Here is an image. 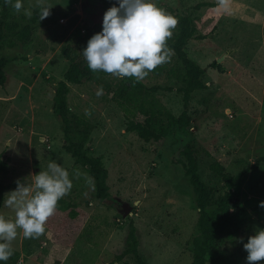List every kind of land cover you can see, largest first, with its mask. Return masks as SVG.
Segmentation results:
<instances>
[{
  "label": "rangeland",
  "instance_id": "obj_1",
  "mask_svg": "<svg viewBox=\"0 0 264 264\" xmlns=\"http://www.w3.org/2000/svg\"><path fill=\"white\" fill-rule=\"evenodd\" d=\"M103 2L117 0H47L50 15L39 20L35 0L32 17L5 7L0 58L5 81L0 86V214L14 218L4 206L16 181L31 184L39 171L55 161L69 172L73 187L63 197L76 215L57 210L38 239L22 231L12 242L13 255L0 264H134L116 260L132 229L143 264H190V239L195 234L197 208L180 162L191 148L197 173L209 189L207 209L217 215L216 202L225 187L209 169L218 163L234 179L231 212L245 210L233 242L220 239L206 254V264H247L243 243L264 228V0H153L171 14L187 16L202 40H189L187 57L204 70V88L194 91L186 109L187 125L178 134L143 142L126 132L122 112L106 94L97 96L91 72L82 56L91 28L101 23ZM1 21V22H2ZM23 28L27 34L19 37ZM218 60L222 73L210 67ZM77 67V82L63 74ZM216 64V63H215ZM156 86L153 96L172 116L182 111L179 84L170 76L146 78ZM66 88L70 113L84 116L90 133L78 137L88 154L101 160L106 172V197L94 198L82 168L63 149L61 122L52 112L58 85ZM90 115H85V110ZM85 174V173H84ZM123 210L127 214L123 215ZM2 242V241H0ZM264 264V261L259 262Z\"/></svg>",
  "mask_w": 264,
  "mask_h": 264
},
{
  "label": "trees",
  "instance_id": "obj_2",
  "mask_svg": "<svg viewBox=\"0 0 264 264\" xmlns=\"http://www.w3.org/2000/svg\"><path fill=\"white\" fill-rule=\"evenodd\" d=\"M118 6L110 2H103V11L101 23L91 28L93 33L102 30V19L104 12L111 6ZM1 16L6 17L4 0H0ZM178 19V25L173 31L172 38L168 41V46L173 50L170 62L158 66L146 78L159 79L164 76L172 77L178 84L177 91L181 93L182 111L178 117L172 116L163 108L153 96L157 90L156 86L147 87L143 80L136 82L132 78L117 79L109 74L99 72L91 76L92 82L99 89L103 88V93L110 97L114 105L122 112L125 119L126 132L134 133L143 142L159 141L167 135L178 134V128L187 125L186 109L190 95L197 90L204 88L202 77L204 70L194 64L185 53V46L189 40H202L204 37L197 34L194 24L187 16L172 14ZM2 21V20H1ZM1 26L14 29V26L4 24ZM27 28H23L21 33H16L20 38L27 34ZM1 33V31H0ZM1 38V34H0ZM5 61L0 58V86L5 81L3 73ZM210 67L218 73H222L221 67L215 62ZM145 78V79H146ZM63 79L70 84L77 82V67L70 64L63 74ZM52 112L61 122V131L64 137L65 145L63 149L73 159L75 165L82 168L85 174L90 176L94 184V198L98 201L106 197V172L102 166L101 160L88 154L78 141V137H86L92 126L84 117L69 112L66 101V88L63 84L57 86L52 97ZM191 148L185 156V161L180 162L184 175L188 178V183L192 189L195 206L197 208V219L195 223V234L191 237L190 264H206V254L212 249L214 244L220 239L227 242H233V235L238 232L246 215L245 210L231 212V203L233 194L231 184L234 179L224 173L218 163H213L209 169L217 174L223 181L225 187L224 193L217 198V215L213 217L207 209L209 200V189L202 183L197 173L196 159L191 152ZM259 161L264 162V158ZM2 189L0 186V202L2 200ZM260 205V204H259ZM259 205L251 208L252 212H261L264 216V208ZM63 198L58 202L57 210L66 211L67 218H73L76 215L73 207ZM130 257L134 264H143L136 250V239L134 232L130 229L125 237L123 250L116 256V260L123 257Z\"/></svg>",
  "mask_w": 264,
  "mask_h": 264
},
{
  "label": "clouds",
  "instance_id": "obj_3",
  "mask_svg": "<svg viewBox=\"0 0 264 264\" xmlns=\"http://www.w3.org/2000/svg\"><path fill=\"white\" fill-rule=\"evenodd\" d=\"M118 6L109 7L103 14L102 30L93 34L81 51L88 69L93 73L103 72L117 79L132 78L140 82L158 66L170 62L173 50L168 41L178 25V19L153 0H117ZM5 5L32 17V6L24 7L23 0H4ZM223 5L226 0H220ZM39 8V20L50 15L52 6L47 0H35ZM103 94V88L96 95ZM85 110V115H90ZM84 176L86 183L94 187L87 174L75 170L74 178ZM32 183L16 181V188L6 194L4 206L14 212L13 219L0 214V261L13 255L12 242L22 231L25 239H38L45 233V225L57 211L58 202L67 196L73 187L69 172L50 161L46 170L39 171ZM264 208V202H260ZM247 252V264L264 261V228L255 230L243 243Z\"/></svg>",
  "mask_w": 264,
  "mask_h": 264
},
{
  "label": "water",
  "instance_id": "obj_4",
  "mask_svg": "<svg viewBox=\"0 0 264 264\" xmlns=\"http://www.w3.org/2000/svg\"><path fill=\"white\" fill-rule=\"evenodd\" d=\"M216 64H218V60L215 61ZM127 214V210H123V215Z\"/></svg>",
  "mask_w": 264,
  "mask_h": 264
}]
</instances>
